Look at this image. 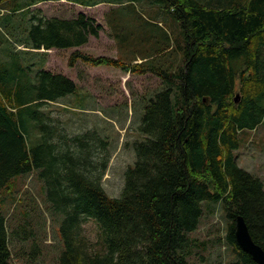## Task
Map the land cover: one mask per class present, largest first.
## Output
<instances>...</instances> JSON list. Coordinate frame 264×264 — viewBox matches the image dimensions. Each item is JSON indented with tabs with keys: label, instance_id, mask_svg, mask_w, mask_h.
<instances>
[{
	"label": "trees",
	"instance_id": "1",
	"mask_svg": "<svg viewBox=\"0 0 264 264\" xmlns=\"http://www.w3.org/2000/svg\"><path fill=\"white\" fill-rule=\"evenodd\" d=\"M44 1L0 0L8 36L6 46L0 39V194L11 180L35 173L59 225L58 264H190L189 234L203 202L219 203L226 215L229 264H256L236 244L234 219L243 218L264 251L263 183L237 165L233 152L241 134L264 121V0H147L164 21L136 12L133 0H66L82 7L124 4L134 13L114 22L104 15L114 38L129 48L126 57L74 50L70 66L80 60L161 82L144 107L142 139L134 143L135 161L118 198L101 184L108 139L95 129L69 136L43 110L77 86L45 70L39 51L81 47L102 27L81 12L46 18L31 9ZM17 15L25 20L21 31L10 24ZM6 219L0 210V264H12L10 237L26 242L31 235L20 223L8 230ZM83 219L95 223V243L84 235Z\"/></svg>",
	"mask_w": 264,
	"mask_h": 264
},
{
	"label": "rangeland",
	"instance_id": "2",
	"mask_svg": "<svg viewBox=\"0 0 264 264\" xmlns=\"http://www.w3.org/2000/svg\"><path fill=\"white\" fill-rule=\"evenodd\" d=\"M126 2L127 0H122ZM130 1V0H128ZM136 12L155 18L154 7L147 0H133ZM39 10L46 18H74L78 13L93 17L104 27L106 19L114 22L115 18L128 21L133 17L131 7L125 5L98 4L94 7H82L66 0H47L31 7ZM114 9V10H112ZM4 12V11H3ZM1 11V14L3 13ZM25 20L17 15L11 18L12 26L24 27ZM1 24V22H0ZM165 29L173 28L168 24ZM98 38L89 37V42L78 48L48 51L45 68L54 73H61L71 79L77 86L73 95H68L56 103L45 104L43 110L49 112L54 120H59L60 127L69 136L86 130L95 129L109 141L110 159L102 177V188L111 198H118L124 186V173L135 161L134 143L142 139L138 131L144 107L154 94L162 89L157 77L146 74L130 75L110 66H91L77 61L73 66L68 64L74 50L92 57H114L116 48L108 42L109 29ZM7 34L0 25L2 47L7 44ZM121 48L119 40L115 39ZM20 49L22 47H19ZM5 49V48H4ZM1 50L4 55H8ZM119 49L117 51H119ZM111 57H110V56ZM37 59V58H35ZM241 145L235 150L237 165L258 177L264 188V121L255 130L241 134ZM0 210L6 216L8 230L23 224L28 234V241L10 237L9 247L12 264H58L62 251V242L58 237V222L49 214L45 203V192L42 183L32 172L11 180L0 194ZM203 215L198 228L189 234L192 246L189 248L190 264H229L234 255L224 244L227 218L219 203L203 202ZM84 235L95 243L98 239L97 227L92 220L83 219Z\"/></svg>",
	"mask_w": 264,
	"mask_h": 264
},
{
	"label": "water",
	"instance_id": "3",
	"mask_svg": "<svg viewBox=\"0 0 264 264\" xmlns=\"http://www.w3.org/2000/svg\"><path fill=\"white\" fill-rule=\"evenodd\" d=\"M235 101H238V96ZM234 238L238 247L247 253L256 264H264V251L253 242L247 225L240 215L234 219Z\"/></svg>",
	"mask_w": 264,
	"mask_h": 264
},
{
	"label": "crops",
	"instance_id": "4",
	"mask_svg": "<svg viewBox=\"0 0 264 264\" xmlns=\"http://www.w3.org/2000/svg\"><path fill=\"white\" fill-rule=\"evenodd\" d=\"M98 24H100L101 25V27H102V29H101V31H100V33H99V36L101 35V34H104V29L106 28V29H109V34H107L106 33V35H107V38H108V42H112L113 43V45H114V47L116 48V51H115V54H114V57H116V56H119V57H121V56H124V57H126L127 56V54L129 53L128 52V50H129V48H126V47H124L123 45L121 46V48H123V51L121 50V49H119V46H118V44L116 43V40H115V38H114V36H113V34H112V32H111V29L109 28V26L107 25V22H105V20H104V27H103V24H101L99 21L97 22ZM88 42H89V40H88ZM87 42V43H88ZM86 43V44H87ZM85 44V45H86ZM119 49V51H117ZM48 51H50V50H48ZM48 51H45V50H40L39 52H44L45 54L46 53H48ZM46 56H47V54H46ZM110 56V55H109ZM129 56H130V54H129ZM111 57V56H110ZM47 59V58H46ZM47 61V60H46ZM136 62H140V57H138L137 56V61ZM46 63V62H45ZM44 69L45 70H49V69H47V68H45V65H44ZM50 71V70H49ZM63 99H65V98H63Z\"/></svg>",
	"mask_w": 264,
	"mask_h": 264
}]
</instances>
